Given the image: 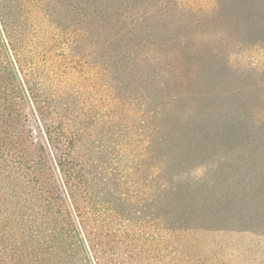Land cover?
<instances>
[{
    "label": "trees",
    "instance_id": "16d2710c",
    "mask_svg": "<svg viewBox=\"0 0 264 264\" xmlns=\"http://www.w3.org/2000/svg\"><path fill=\"white\" fill-rule=\"evenodd\" d=\"M168 3L0 0V264H130L154 231L225 226L164 129Z\"/></svg>",
    "mask_w": 264,
    "mask_h": 264
},
{
    "label": "rangeland",
    "instance_id": "374dc122",
    "mask_svg": "<svg viewBox=\"0 0 264 264\" xmlns=\"http://www.w3.org/2000/svg\"><path fill=\"white\" fill-rule=\"evenodd\" d=\"M168 5L151 31L175 65L164 129L178 169L200 178L185 196L210 203L221 213L210 226H225L154 231L129 247L130 264H264V0ZM118 249L121 260L126 243Z\"/></svg>",
    "mask_w": 264,
    "mask_h": 264
}]
</instances>
